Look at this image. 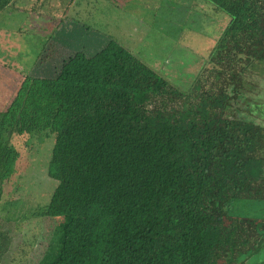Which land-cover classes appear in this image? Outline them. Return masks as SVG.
I'll list each match as a JSON object with an SVG mask.
<instances>
[{
	"label": "trees",
	"instance_id": "trees-1",
	"mask_svg": "<svg viewBox=\"0 0 264 264\" xmlns=\"http://www.w3.org/2000/svg\"><path fill=\"white\" fill-rule=\"evenodd\" d=\"M204 1L229 21L180 72L187 87L113 40L22 75L0 111V218L61 221L40 264H243L264 249V221L235 212L264 199V0ZM34 152L54 187L28 215L8 198ZM9 245L1 231L0 259Z\"/></svg>",
	"mask_w": 264,
	"mask_h": 264
},
{
	"label": "rangeland",
	"instance_id": "rangeland-1",
	"mask_svg": "<svg viewBox=\"0 0 264 264\" xmlns=\"http://www.w3.org/2000/svg\"><path fill=\"white\" fill-rule=\"evenodd\" d=\"M34 1L17 0L14 8L0 13V64L6 66L0 65V111L14 98L23 74L49 73L57 66L55 61L74 52L92 55L107 40L130 49L173 84L187 87L190 80L180 78V72L187 75L186 69L194 71L200 65L196 57L213 47L229 21L204 0H75L67 11L65 0L35 1L42 2L38 9H33ZM45 41L42 61H36ZM192 56L196 60L192 61ZM34 154L31 166L22 164L24 171L15 179L25 190L8 198L14 200L9 205L14 203L13 209L19 207L24 214L44 205L54 187L45 165H41L40 152L37 158ZM235 206L238 214L264 221V199H245ZM6 212L14 213L10 209ZM60 222L50 218L24 220L19 214L7 221L0 218V232L10 238V249L0 264H40L49 252L51 258L60 239ZM256 260L248 264H256Z\"/></svg>",
	"mask_w": 264,
	"mask_h": 264
},
{
	"label": "crops",
	"instance_id": "crops-1",
	"mask_svg": "<svg viewBox=\"0 0 264 264\" xmlns=\"http://www.w3.org/2000/svg\"><path fill=\"white\" fill-rule=\"evenodd\" d=\"M255 257H256V259H258V260H256V261H258V262H256V264H262V263H264V249L260 253H258V255H256ZM255 257L253 256V257L248 258L247 260H245L243 262V264H248V262L251 261V259L252 258H255ZM2 258L3 257H1V259Z\"/></svg>",
	"mask_w": 264,
	"mask_h": 264
}]
</instances>
